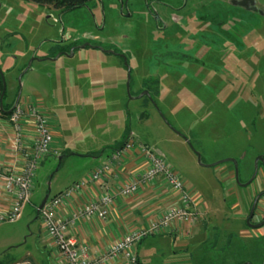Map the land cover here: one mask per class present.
<instances>
[{
	"label": "rangeland",
	"instance_id": "rangeland-1",
	"mask_svg": "<svg viewBox=\"0 0 264 264\" xmlns=\"http://www.w3.org/2000/svg\"><path fill=\"white\" fill-rule=\"evenodd\" d=\"M114 1L90 0L62 11L26 0H0L2 108L7 110L19 88V102L39 93L54 141L66 154L60 165L59 154L37 165L20 216L0 222V262L30 255L35 264H48L38 236V205L47 193L53 196L79 173L90 172L127 133L161 156L195 191L203 194L209 188L228 200L219 220L210 218L197 232L190 231L195 223H173L166 229L186 236L146 238L139 246L142 264H164L174 252L189 254L206 238L213 264H260L264 235L237 239L238 227L231 225L246 223L235 218L241 205L234 206V200L247 186L238 187L234 179L240 192L230 195L228 179L211 164L231 158L239 169L244 161L253 172L255 160L264 154V0L153 2L164 30L134 5L124 8L122 16ZM86 43L90 46L82 47ZM0 115L9 125L10 113L0 110ZM223 163L235 168L231 161ZM258 167L251 189L264 175L263 166ZM248 177L239 171V182ZM182 263L191 262L186 258Z\"/></svg>",
	"mask_w": 264,
	"mask_h": 264
},
{
	"label": "built area",
	"instance_id": "built-area-1",
	"mask_svg": "<svg viewBox=\"0 0 264 264\" xmlns=\"http://www.w3.org/2000/svg\"><path fill=\"white\" fill-rule=\"evenodd\" d=\"M9 125L10 147L18 166L0 174V195L11 199L8 207L0 210V222L18 219L22 208L29 202L37 165L47 156L58 154L50 117L41 105L34 102L17 104L10 113ZM26 125L31 127V135L24 132ZM134 149L141 155L144 165L130 176H123L121 162ZM156 177L163 178L169 189L175 193L174 199L168 203L161 215L146 226L129 230L98 255L91 254L88 245L69 235V229L76 218L106 219L108 209L116 197L132 196ZM110 181L114 184H110ZM100 183L104 188L101 194L96 193L82 202L76 201L77 195L84 188ZM198 198V193L186 188L183 178L161 156L134 139H129L123 147L113 151L107 161L90 170L84 179L48 197L38 210V217L41 229L49 239L50 246L56 251L58 264H104L115 261L138 264L135 248L143 238L160 233L173 223L187 227L195 223ZM69 203H73L74 208L69 215H63L62 207Z\"/></svg>",
	"mask_w": 264,
	"mask_h": 264
},
{
	"label": "crops",
	"instance_id": "crops-1",
	"mask_svg": "<svg viewBox=\"0 0 264 264\" xmlns=\"http://www.w3.org/2000/svg\"><path fill=\"white\" fill-rule=\"evenodd\" d=\"M92 48H95V47H92ZM29 102H34V103L41 105L42 96L39 93L37 94L34 93L32 94L30 98L26 97L23 99L22 102H18V103L24 105ZM46 111L47 110H45V113H47ZM24 130H25L24 132L26 133V135H31V127L29 125H26ZM9 135H10V127L8 125V120L4 116L3 117L1 116L0 117V174L8 170H11V169H16L18 166L16 156L11 151V147H10L11 140H10ZM54 145L58 147L56 143ZM70 153L76 154L75 152H70ZM112 153H113V150H111V152L107 154L105 158L101 160V163L96 164L94 167L107 161L110 158ZM60 156L61 154L59 153V159H60ZM244 163L245 162L243 161V164L240 169L239 167H237L238 176H239V171H240L242 174L245 175V177L249 176L248 177L249 179L250 178L249 171H251V168L247 167ZM121 164L123 166V173H122L123 176H130L132 173H135L137 170H139V168H142L144 165L143 161L141 160V155H139L135 149L126 154ZM216 165H215L216 170L221 172L222 178L224 180L228 179L229 183L226 184L225 189L229 191L230 195L232 196L235 195L238 192V189L236 188L235 183H233L234 182L233 180L235 179L234 168L233 169L229 168L228 165L223 162L218 164L217 166ZM258 170H259V167H258ZM88 174L89 172H87L86 174L79 173L76 176V178H74L71 182H69L64 187V189L59 190L57 193L64 191L69 186H71L74 182L84 179ZM244 182H241V183H244ZM110 184L113 185L114 184L113 181H110ZM185 185H186V188L189 187L186 182H185ZM192 187L193 186L189 187L188 189H193ZM238 187H244V186H241L240 184H238ZM205 189L207 190V192L202 191L203 194H200L201 192L198 189H197L198 192L196 191L200 198H198V201L196 203L195 209L197 211V218H196L194 226L190 229L191 232L192 231L197 232V230H199L200 228L207 226L210 218L212 217L218 218L219 220V218L225 212L226 201H228L227 199L224 198L225 195H223V197L221 198L220 194L215 193L214 191L210 192L209 188H205ZM247 189H248L247 192L241 191V193H239L240 192L239 191L238 192L239 198L236 197V199L234 200V206L236 205L238 206L239 203L241 205L240 214L235 216V218L238 220L246 219V215L249 211L250 204L252 202L253 197L258 192L264 190V175L262 174V180L255 188L251 189L247 185ZM103 191H104V188L101 183L99 185H90V187L88 186L84 188L77 195L76 201H79V202L85 201L87 198L93 197L96 193L101 194ZM174 194L175 193H173L169 189V187L167 186V184L165 183L162 177H156L154 180L149 182L145 187L140 188L136 194L130 197H116L114 199L113 204L108 209V216L106 217V219L101 220L97 217H78L75 219L74 225L69 229L68 233L69 235L75 237L77 240L88 245L91 254L98 255V253L100 254L104 250H106L107 246L111 242L121 237L129 230L142 227V226H146L152 219H155L159 215H161L165 207L168 205V203L174 199ZM262 198L259 200L255 215L252 218V221L255 223L259 222L261 217L264 215V199ZM10 202H11V199L9 197L0 195V210L6 209L8 205L10 204ZM73 208H74L73 203L72 204L69 203L65 205L64 207H62L61 213L63 215H69ZM231 225L233 227H238V229H235L237 233L236 235L237 239L249 237L253 234L258 237H262L264 235V226L254 229V228L248 227L246 223L245 225H242V223H232ZM38 227H39L38 236L42 240L43 253H44V256L48 264H58L56 262V251L54 250L52 246H50L49 239L46 237V234L41 229L40 224L38 225ZM171 230L173 229H170V228L164 229L160 233L152 234L150 236H153V237L160 236L166 233L171 234V235L173 234L174 236L175 235L186 236L184 234H181L182 232L180 233L179 230L177 231L175 230L171 231ZM150 236L143 238L136 245L135 250H136L139 264H142L141 257L139 255V246L146 238ZM217 237L212 240V244L215 243ZM228 239H230L229 236L226 237L227 241ZM209 243H211V241L210 240L208 241V238H206L204 241L199 242L196 245H194L191 248L192 250L189 252V254L187 252L186 253L185 252H174L172 256L168 258V260H165L164 264H184L182 262L186 258L190 260L191 262L190 264L192 263L194 264H213L214 262L212 258L214 256H212L213 252H212V249H210L211 245H209ZM179 249L184 251L186 249V246L182 244L181 246H179ZM218 252L221 253V248H219ZM219 253L218 255L222 257V254H219ZM180 256H182L183 258H181ZM184 256H187V257H184ZM16 263L35 264V261L30 255H27L23 260L19 262L11 263V264H16ZM104 264H124V263L122 261H115L113 263H104Z\"/></svg>",
	"mask_w": 264,
	"mask_h": 264
},
{
	"label": "water",
	"instance_id": "water-1",
	"mask_svg": "<svg viewBox=\"0 0 264 264\" xmlns=\"http://www.w3.org/2000/svg\"><path fill=\"white\" fill-rule=\"evenodd\" d=\"M85 46H90V45L88 43L82 45V47H85ZM105 51L106 52L107 51L108 52H113V50H105ZM29 66H30V62H28L27 66L21 72V74H23V72L26 71L29 68ZM21 74H20V76H21ZM0 75H1V80H2V90H1V94H0V109L2 111H4L5 113L9 114L17 106V104L19 102V99H20V88L18 89V92L16 94V97H15V99L13 101L12 106L9 109L4 110L2 108V97H3V94L5 93L6 85H5L4 78L2 76L1 71H0ZM20 76H18V81H20ZM128 87H129V68H128V80L126 82L127 91H128ZM145 93L147 94V92H145ZM226 161H231L234 164V167H235L234 168L235 169V179L238 182V184H240L241 186H247V185H249L253 181V179L255 178L256 173L258 171V161L261 162V164H262V166L264 168V157H263V155H260V156H258V158L254 162L253 172H252V175L250 176V178L246 182L240 183L238 181V168H237V163H236V161L234 159H231V158L223 159V160L217 161L215 163H212L211 165L214 166L216 164H219V163H222V162H226ZM263 196H264V190L258 192L254 196V198H253V201L251 203L250 209H249L248 214H247L246 219H245L246 225L248 227H250V228L257 229V228H260V227H263L264 226V218L261 221H259V222H256V223L252 222V218L255 215L258 202H259V200ZM48 197H49V194L47 193L44 196V198L42 199L41 203L38 205L37 210H39L44 205V203L48 199ZM240 264H252V263L250 261H244V262H242ZM261 264H264V257H263V260H262V263Z\"/></svg>",
	"mask_w": 264,
	"mask_h": 264
},
{
	"label": "trees",
	"instance_id": "trees-1",
	"mask_svg": "<svg viewBox=\"0 0 264 264\" xmlns=\"http://www.w3.org/2000/svg\"><path fill=\"white\" fill-rule=\"evenodd\" d=\"M26 1H30V2H33L35 4H38V5H47V6H51V7H54V8H57V9H60L62 11H70V10H74V9H77V8H80L82 6H84L86 3H88L90 0H26ZM1 90H2V80H1V77H0V94H1ZM5 93L3 94V97H4ZM13 102H11L9 104V106L7 107V109H9L11 106H12ZM4 109V108H3ZM6 110V109H4ZM4 112V111H2ZM5 113V112H4ZM6 115V113H5ZM9 115V114H8ZM53 138H54V135H53ZM131 137L129 136V134L125 133L124 136H123V139L121 140V142L119 144H117L112 150L115 151L121 147L124 146V144L130 139ZM61 154L60 156V159H59V165L61 164L63 158L65 157V153L62 152L61 150H59L58 148V154ZM56 154V155H58ZM263 157H264V154H262ZM57 194V193H56ZM55 195V194H54ZM37 215H38V210H37ZM231 239V237H230ZM264 255V254H263ZM263 257L262 256V260H263ZM261 260V261H262ZM245 260H238L236 263L234 264H240L242 262H244ZM262 263V262H261ZM260 263V264H261ZM0 264H2L0 262ZM138 264H139V261H138Z\"/></svg>",
	"mask_w": 264,
	"mask_h": 264
},
{
	"label": "flooded vegetation",
	"instance_id": "flooded-vegetation-1",
	"mask_svg": "<svg viewBox=\"0 0 264 264\" xmlns=\"http://www.w3.org/2000/svg\"><path fill=\"white\" fill-rule=\"evenodd\" d=\"M153 2H156V3H159V4H166L167 6H169V3H165L162 0H115L114 1L115 5H116V8L119 10V12L122 14V16H126L125 12H124V8H126V10L129 11V7L134 5L135 7L141 8V10H145L146 13L149 14V16H152V18L154 19V21H155V23L157 25V28L159 30H164L165 27H162L161 25L158 24L160 19H159L158 15L155 13V11L153 10V8H152V3ZM183 3H184V1H183ZM183 5L184 4L181 3V4H178L176 6L172 5V7L174 6V9H178L179 10ZM0 77H1V75H0ZM260 164H261V162L258 161V166ZM252 201H253V199H252ZM250 206H251V204H250ZM263 218H264V215L261 217V219L259 221H261Z\"/></svg>",
	"mask_w": 264,
	"mask_h": 264
}]
</instances>
